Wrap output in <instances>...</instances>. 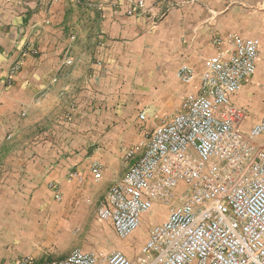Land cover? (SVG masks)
Returning a JSON list of instances; mask_svg holds the SVG:
<instances>
[{
  "label": "crops",
  "instance_id": "1",
  "mask_svg": "<svg viewBox=\"0 0 264 264\" xmlns=\"http://www.w3.org/2000/svg\"><path fill=\"white\" fill-rule=\"evenodd\" d=\"M133 1L0 0V264L47 259L63 227V206L52 201L48 183H58L61 199L55 201H64L66 208L78 206L83 196L101 198L125 174L127 166L120 168L118 160L129 146L197 94L198 75L204 58L216 51V38L237 34L259 40L255 73L244 83L256 81L264 58V23L256 28L254 14L245 8L255 0H173L180 3L167 10L163 23L173 50L161 56L159 32H143L160 4L145 0L138 8ZM68 48L72 64L65 66ZM16 63L19 70L8 85ZM181 65L196 74L190 85L175 77ZM145 87L150 91L143 92ZM129 92L140 100L128 99ZM143 94L154 101L146 104ZM147 113L156 124L143 133ZM65 142L72 149H65ZM141 151L135 147V158ZM91 161L103 167L95 187H89L86 172ZM68 168L83 179L64 182Z\"/></svg>",
  "mask_w": 264,
  "mask_h": 264
},
{
  "label": "built area",
  "instance_id": "2",
  "mask_svg": "<svg viewBox=\"0 0 264 264\" xmlns=\"http://www.w3.org/2000/svg\"><path fill=\"white\" fill-rule=\"evenodd\" d=\"M144 1L136 0L137 7ZM213 44L216 51L203 61L197 94L145 135L140 155L96 204L98 219L122 240L155 209L166 208L164 219L149 227L137 257L74 249L52 264H264V113L245 137L246 115L233 101L254 75L261 46L257 38L237 34ZM71 64L68 48L63 65ZM19 67L9 70L8 85ZM195 77L187 65L177 69L183 85ZM139 120H145L143 113ZM90 172L94 180L102 178L97 162ZM49 188L59 201V188Z\"/></svg>",
  "mask_w": 264,
  "mask_h": 264
},
{
  "label": "rangeland",
  "instance_id": "3",
  "mask_svg": "<svg viewBox=\"0 0 264 264\" xmlns=\"http://www.w3.org/2000/svg\"><path fill=\"white\" fill-rule=\"evenodd\" d=\"M227 2L229 4L230 2H237L241 3L240 0H224V2ZM145 2V1H144ZM160 4V11L154 18L155 20L150 24L149 28L144 29V33L151 35L152 33L156 32V30L159 32L160 35V43H159V54L166 55L171 53L173 50L172 45L170 42H166L165 34H166V26L163 24L166 20V13L167 10L176 7L178 5L177 1L173 0H156ZM182 2H186L187 4L190 3H198V0H181ZM116 5V4H113ZM133 7H137L136 0L135 2H132ZM144 6V4H143ZM142 6V7H143ZM227 6V5H226ZM247 12H249L251 15L254 14V26L258 28L262 23H264V0H255L251 5L248 7H245ZM134 10H129L126 12L127 16H131L132 12ZM180 40V39H179ZM178 40V41H179ZM175 44V43H174ZM148 45L146 46V50H148ZM207 57V56H206ZM205 57V58H206ZM204 58V59H205ZM261 69L260 72L257 74L256 81L251 80L242 86L243 88L240 90V95L237 97L235 104L237 107L244 110V113L246 115L245 121L241 127L242 134L246 137L249 133L251 125L254 123L255 120H257L259 117H261L264 113V58H262L261 61ZM175 71V77H176ZM177 79V78H176ZM118 82V80H117ZM146 84L148 86H151L152 82L151 80H145ZM112 85V84H111ZM145 90H148V87H145L143 89V92ZM150 91V89L148 90ZM147 92V91H146ZM112 96L114 94H111ZM194 96V94H191ZM127 98L134 99L136 95H130V92L127 93ZM138 97V98H137ZM152 95H146L143 94L142 98L143 102L146 104H150L154 101V99H151ZM136 100H140V95L136 96ZM133 100H130V103H133ZM129 103V102H128ZM144 111H146V108H144ZM176 111V110H175ZM144 113V112H143ZM156 113V112H151ZM148 116V113L146 114ZM166 116L164 117H167ZM172 115V114H171ZM149 117V116H148ZM163 117V118H164ZM160 121V120H159ZM158 122V121H157ZM156 124V121L153 120V118L149 117L148 123H144L143 127L141 128L143 133L149 132L152 127ZM140 130V129H139ZM144 140V137L140 140L139 143L130 145L129 149L126 150L124 153V156L118 160L120 168H126L128 164L131 162L132 158H135L137 155V152H135V147L141 148V144ZM74 145V144H73ZM54 146V145H53ZM56 146V145H55ZM57 148H60V146H56ZM64 148L67 150L72 149V143H64ZM132 148V149H131ZM262 149L264 147L262 146ZM129 151H133V154L129 158H125V154ZM54 161L53 159H48V162ZM66 163H69L70 160H64ZM97 162L101 166L102 171V177H103V167L98 161H91L89 165L86 166V172L90 175L91 181L89 183V187H95L97 186L101 181L102 178L99 181H96L93 179L91 172H90V166ZM67 173L65 175V181L68 184H76L75 182H79L83 179V175L77 172V170L73 168H68ZM76 175H79V179H76ZM50 184H55L58 186V183L56 182H49L48 188ZM60 185V184H59ZM61 186V185H60ZM100 198L98 197H86L83 196L82 200L80 201V204L74 208H66L64 201L58 203L53 198L52 201L56 203L57 205L62 204L63 209V227H62V236L60 239H57L55 242L52 243V249L47 253V259L45 261H40L39 263L34 264H52L53 262L63 259L65 256H67L72 250L79 249L82 251H95V252H103V253H111L113 251H121L127 255L130 259H135L138 254V250L144 239L146 238L147 231L149 227L153 224L159 223L162 218L166 215V208H158L155 209L149 216L144 218L140 228L132 234L127 239H119L111 229L108 222L99 220L95 209L96 204ZM50 212H53L50 211Z\"/></svg>",
  "mask_w": 264,
  "mask_h": 264
}]
</instances>
